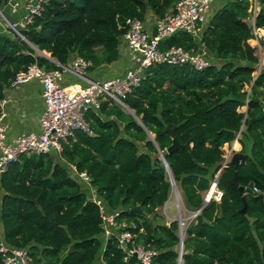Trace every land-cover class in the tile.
Returning <instances> with one entry per match:
<instances>
[{"label": "trees", "instance_id": "1", "mask_svg": "<svg viewBox=\"0 0 264 264\" xmlns=\"http://www.w3.org/2000/svg\"><path fill=\"white\" fill-rule=\"evenodd\" d=\"M176 1L49 0L23 31L49 57L0 33V100L15 73L32 63L60 69L51 58L66 65L79 55L91 60V71L116 61L126 19L161 17L174 11ZM250 6V0H222L200 37L178 30L161 41V49L194 51L202 42L211 64L203 70L168 63L145 68L123 99L139 120L105 95L97 109L84 112L91 133L76 129L61 140L60 152L23 153L11 163L0 175V242L27 248L31 264H140L135 256L124 260L118 230L103 235L102 206L118 212L117 221L134 222L135 242L157 250L152 264H177V220L150 218L171 188L161 151L186 209L202 206L217 174L215 187L222 192L185 227L182 264H264V68L253 74L259 58L248 42ZM254 24L264 29V0ZM167 126L181 144L191 138V148L167 153ZM239 131L244 156L236 169L230 162L222 166L224 145ZM82 171L90 185L79 177ZM235 171L238 185L258 192L240 194L231 183ZM136 205L148 215L130 212Z\"/></svg>", "mask_w": 264, "mask_h": 264}, {"label": "built area", "instance_id": "2", "mask_svg": "<svg viewBox=\"0 0 264 264\" xmlns=\"http://www.w3.org/2000/svg\"><path fill=\"white\" fill-rule=\"evenodd\" d=\"M48 1L7 0L9 13L13 16L8 18L0 9L2 18H0V26L6 31L11 30L14 35L29 43L23 31L29 28L35 16L40 15L43 5ZM215 1L177 0L174 11L166 12L161 17L148 13L143 19L127 18L126 29L120 38L119 45L127 50L131 66L123 76L103 80L88 78L86 73L91 66V60L79 55L70 59L69 67L57 64L60 69L47 70L35 62L25 70L17 71L8 84L9 87L32 79H37L41 84L43 110L38 118L40 130L37 133L23 132L8 139L7 124L3 120L5 116L3 105L7 99L3 97L0 100V175L6 172L9 165L23 153L40 154L50 150L60 152L62 150L61 140L69 136L72 131L81 129L86 133H91L90 125L84 119V112L90 108L97 109L100 105L99 96L101 95L108 96L120 106L124 105L123 99L140 84L142 73L148 66L168 63L173 65L188 64L196 70L208 67L211 60L206 57V48L202 42L196 51L186 49L181 45H172L169 48L161 49L160 43L178 30L200 37L202 29L213 13ZM249 10L251 17L253 16V38L257 41L264 40L259 28L254 24L256 11L252 12V3ZM51 60L54 61V59ZM67 70L77 77L86 79L87 82L84 85L79 83L62 85L63 73ZM235 140L238 141V137ZM224 151L222 166H226L230 161L232 152L236 151V148L231 143V150L224 148ZM78 175L85 184L90 185L86 172L82 171ZM252 190L258 192L256 187H253ZM216 193L215 200L218 201L222 192L217 190ZM246 193L245 191L244 194ZM96 202L100 204L97 199ZM118 214V212L106 213L100 206L103 235L108 238L118 230L119 232L115 236L118 246L124 252V260L129 256H135L140 264H152L153 257L157 254L156 248L145 246L142 242L136 243L135 233L129 229V227H135L134 222L128 224L124 220L119 222L116 220ZM190 217H195L194 212ZM178 221L179 227H182L183 222L180 219ZM184 238V234H181L180 231L179 241L175 247L177 264H182L184 243L182 246L180 243ZM0 254L3 264H31L27 248L9 247L1 241Z\"/></svg>", "mask_w": 264, "mask_h": 264}, {"label": "crops", "instance_id": "3", "mask_svg": "<svg viewBox=\"0 0 264 264\" xmlns=\"http://www.w3.org/2000/svg\"><path fill=\"white\" fill-rule=\"evenodd\" d=\"M221 2L222 0H216L214 3L215 8H217ZM12 16L13 15H11V17ZM259 30L261 33L264 32L262 28H259ZM0 33L9 34L10 32L4 30V28L0 26ZM262 36L264 38L263 34ZM42 54L49 57V54L46 52ZM130 66L131 62L128 52L122 46L120 47V56L116 61L87 71L86 74L88 78L103 80L105 78L123 76ZM86 82V79L75 76L69 70L63 73L61 80L62 85L75 83L84 85ZM4 97L7 99V102L3 105V110L5 112L3 120L7 124V138L9 139L23 132H39L40 127L38 118L43 110L40 82L37 79H32L13 87L8 86L4 89Z\"/></svg>", "mask_w": 264, "mask_h": 264}, {"label": "rangeland", "instance_id": "4", "mask_svg": "<svg viewBox=\"0 0 264 264\" xmlns=\"http://www.w3.org/2000/svg\"><path fill=\"white\" fill-rule=\"evenodd\" d=\"M250 1L252 3V12L255 13V11H257V8L259 5V0H250ZM0 9L8 18H11V15L9 13V6L5 0H0ZM0 18H1V16H0ZM251 22H253V16L251 17ZM7 31L10 32L9 34H11L12 36H14V37L16 36L11 32V30H7ZM261 41H257V39H255V38H251L248 41L249 44L251 46H253V48H255L256 55L259 58V62L256 66V71L253 73L254 75H256L260 71V69L264 68V46L261 44ZM28 44L32 47V45H31L32 43L29 42ZM51 59H53V58H51ZM106 98H108V97H106L105 95L99 96L100 101H103ZM122 105H121V108L125 112L129 113V111H131V109L128 108L127 106H124V105L122 106ZM239 111H245V107L240 108ZM244 129H245V127L242 126L241 130L243 131ZM237 137H238V140L242 137V134L240 133V131L237 132L236 138ZM231 143H234V142L232 141L230 143H226L224 145V148L230 151L231 150ZM240 146H241L240 142H239V144H235L234 147L236 148V151H234V152H239V150L241 148ZM234 152H232V154ZM217 190L218 189L215 187V190L210 194L209 199L212 198L215 200V198L217 196V193H216ZM207 194H208V191L205 193L204 198H206ZM93 200H94V197H93ZM191 214H192V212L189 211L188 209H186V207L183 203L182 196L180 194V189L175 182V184L173 186H171V188H170V193H169V196H168V199L166 200V202L162 206L157 208L156 217L151 216L150 218H155L154 222H157V221L170 222L172 220H177V222H179L178 219H180L183 222L181 234L183 233L184 237H185V227L187 226V224L191 223L194 220V217H190ZM179 234H180V231L178 229V236H179Z\"/></svg>", "mask_w": 264, "mask_h": 264}, {"label": "water", "instance_id": "5", "mask_svg": "<svg viewBox=\"0 0 264 264\" xmlns=\"http://www.w3.org/2000/svg\"><path fill=\"white\" fill-rule=\"evenodd\" d=\"M32 30H34V29H32ZM31 45H32V47H33L34 49H36L38 52L43 53L42 51L38 50L33 44H31ZM54 62H55L56 64H59L56 60H54ZM65 66H66V67H69L70 64L67 63ZM124 106H126V105L124 104ZM129 113H130L132 116H134L137 120H139V118L134 114V112H133L132 110L129 111ZM165 130L170 134V136H171V140H172L171 144H170V145L167 147V149H166V152H167V153H172V152H174V151H176V150H178V149H190V148H191V146H192L191 138H189L185 143L181 144V143L177 140L173 128H170L169 126H167V127L165 128ZM148 134L151 135L149 132H148ZM151 136H152V135H151ZM160 156H161L160 158H161L162 161L164 162V165H165L166 170H167V172H168V181H169V183H170V186H173V185L175 184V181H174L173 176H172V173H171V171H170V169H169V167H168V164L166 163V160H165V158H164L163 152H161V151H160ZM243 156H244V154H243L242 152H234V153L232 154V157H231V159H230L229 162H230L231 164L234 165L235 169L238 167V164L240 163V160L243 158ZM236 178H237V171L234 172V175H233V177H232V179H231V183H233L235 186L238 187V190H239V193H240V194H243L245 191H247V192H251V191H252L251 188H244L243 186L238 185ZM217 181H218V174L216 175V178L213 180V183H212L210 189L208 190V196H207L206 198H204V202H203L202 206H201L197 211L194 212V215H195V216H196V215L198 214V212H199V211L205 206V204L209 201L210 194L212 193V189L215 188V186H216V184H217ZM242 200H243L242 211H244V210H245V207H246V202H245V200H244L243 197H242ZM129 211H130V212H134V213H142V214H144V215H146V216L148 215L145 211H143V210L141 209V207H140L139 205H136V206L130 208ZM179 231H182V227H179ZM183 243H184V240L181 239V243H180V245L182 246ZM69 249H70V250L72 249V245L69 246Z\"/></svg>", "mask_w": 264, "mask_h": 264}, {"label": "bare ground", "instance_id": "6", "mask_svg": "<svg viewBox=\"0 0 264 264\" xmlns=\"http://www.w3.org/2000/svg\"><path fill=\"white\" fill-rule=\"evenodd\" d=\"M233 142H234V143H233V144H234V146H235V144H236V143H239V142H238V141H236V140H233ZM214 190H215V188H214V189H212V192H213Z\"/></svg>", "mask_w": 264, "mask_h": 264}]
</instances>
